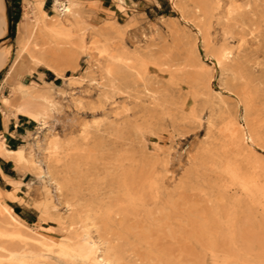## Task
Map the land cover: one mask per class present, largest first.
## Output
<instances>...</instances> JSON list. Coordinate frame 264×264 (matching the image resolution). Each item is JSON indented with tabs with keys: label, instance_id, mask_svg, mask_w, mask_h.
<instances>
[{
	"label": "rangeland",
	"instance_id": "1",
	"mask_svg": "<svg viewBox=\"0 0 264 264\" xmlns=\"http://www.w3.org/2000/svg\"><path fill=\"white\" fill-rule=\"evenodd\" d=\"M26 1L20 0L18 7L7 0L12 11L11 30L5 41L11 49L9 59L16 52L17 23L26 11ZM228 1L222 0L223 3ZM52 3L53 0L44 3V9L50 14ZM105 3L111 5L113 0H105ZM204 4L203 15L195 10L191 0H140V14L133 4H126L124 12H112L108 8L96 10L94 22L99 27L108 20L117 22L124 45L141 61L140 74L128 72L121 78L119 90L114 95L118 111L128 108L126 114L122 113L116 119L124 128L123 138L94 131L88 138L75 141L79 171L98 178L99 205L105 210L109 208L113 217L109 220L104 215L98 219L99 231L93 230V235L101 234L108 239L120 256V264H232L231 260H223V256H236L241 232L245 234L244 244L252 242L254 251L264 255L262 203L246 201L228 207L219 193L223 186L233 190L237 186L228 175L222 173L212 177L211 186L207 188L189 173L205 138L224 121L223 113L243 122V105L238 102L243 87H247L253 100L249 108L251 115L264 104V22L259 27L255 24L249 6L245 18L228 24L232 33L229 41L239 48L241 68L235 73L223 71L214 65L212 52L222 40V21L210 16L209 0ZM199 29L207 31L210 45L203 43ZM56 46L46 49L53 50L64 64L63 75L74 74L71 69L73 61L77 74L87 66L86 57L67 43ZM203 66L210 68L208 80ZM30 67L31 63L23 57L12 84L31 82L38 71L43 70L45 79L51 80L56 89L69 90L63 78L45 67L37 66L36 72L29 74ZM5 70L0 73V84ZM215 91L221 93L224 102L219 100ZM75 92L92 100L96 108L92 110L86 106L76 110L61 106L50 122L51 129L64 136L77 135L81 123L113 118L110 105L99 106L97 90L83 85L76 87ZM2 94L10 96V104L5 106L0 102V112L9 113L19 103L18 98L14 97L9 85L3 88ZM191 106L200 116L199 120L188 114ZM140 114L144 116L143 121H140ZM32 122L29 124L31 128L23 131V141L20 142L26 151L30 150L32 137L37 134L39 126ZM140 123L142 129H135L140 128ZM6 144L12 146L9 141ZM257 151L264 158V153ZM0 162L5 163L2 166L11 176L21 181L17 191L20 201L8 202L24 215L27 225L50 239L58 240L66 235L64 227L69 218L64 196L53 185L44 182L34 169H21L9 160L0 159ZM115 167L121 168L118 173H114ZM157 171L162 174L165 185L162 189L154 181V172ZM119 178L126 185L127 196L113 185ZM0 186L12 188L1 177ZM46 187L55 208H43ZM81 188L86 191V185ZM112 188L116 193L110 192ZM210 190L214 194L204 196V191ZM80 200L83 206L92 203L82 196ZM212 204L221 208L224 220L228 222L220 225L208 215L212 231L210 239L202 235L199 226H196L195 233L192 232L190 215L194 207L209 210ZM57 217L61 219L57 220ZM15 243L12 244L14 247Z\"/></svg>",
	"mask_w": 264,
	"mask_h": 264
},
{
	"label": "bare ground",
	"instance_id": "2",
	"mask_svg": "<svg viewBox=\"0 0 264 264\" xmlns=\"http://www.w3.org/2000/svg\"><path fill=\"white\" fill-rule=\"evenodd\" d=\"M191 1L195 10L203 15L206 0ZM209 1L210 16L222 21L221 43L212 49L214 65L223 71L230 70L235 73L241 68L238 60L239 48L229 41L232 33L228 24L245 18L250 12L255 16V24L261 26L264 22V2L248 0L243 4L236 0L226 3L222 0ZM26 2V11L17 23L16 52L9 59L11 49L9 45H5L9 35L6 18L8 2L0 0V73L6 69L0 84V102L9 106L10 96L3 95L2 91L5 86H11L12 94L18 98L19 103L9 113H4L6 120L9 116L24 114L39 126L37 134L32 137L33 144L29 151L21 144L7 145L0 136V158L15 162L21 169H34L44 182L49 186L53 185L65 198L69 222L64 227L67 234L58 240L47 238L28 226L25 217L8 202L20 201L17 191L20 190L21 181L0 168L1 178L12 186L11 189L0 186V264H120V256L108 239L101 234L93 235V230L99 231L98 219L104 215L109 220H113V217L109 214V208L105 210L99 205L101 195L98 178L86 176L79 171L80 163L75 158V151L78 149L75 141L77 138H88L94 131L106 132L115 138H123L125 134L124 128L116 119L122 113L126 114L128 108L118 111L114 95L119 90L121 78L128 72L140 74L141 61L124 45L117 22L108 20L107 24L99 27L94 18L98 8L124 12L126 2L113 0L111 5H103L100 0H53L51 14L44 9L45 0ZM246 7L251 11L247 12ZM199 32L202 34L203 43L210 45L207 31L199 29ZM72 38H75L74 41ZM62 42L86 57L87 66L79 74L76 73L73 61L71 69L74 74L63 75L64 64L55 56L53 50L46 49ZM194 50L196 51L195 47ZM23 57L31 63L29 74L36 72L37 66H43L63 78L69 90L56 89L51 80H43L39 73L31 82L17 81L13 85ZM203 70L208 80L210 68L204 67ZM83 85L97 90L99 106L110 105L113 118L86 121L80 124L77 135H61L50 127L51 120L61 106L76 110L86 106L92 110L96 108L92 100L76 94L75 88ZM215 92L219 100L224 102L221 93ZM238 102L243 105V122L223 113L224 121L221 126H215V130L212 129L205 138L189 173L195 179L199 178L200 183L207 188L211 186L212 177L226 174L232 183L237 184L234 190L228 186L219 188V193L228 207L257 200L264 208V158L257 151L264 153V104L251 115L249 108L253 100L247 87H243L238 95ZM188 111L191 117L200 119L192 106ZM140 118V121L144 120L141 114ZM141 126L143 125L140 123V128L137 126L135 129L141 130ZM120 169L115 167L114 173H118ZM154 175L158 187L164 188L162 174L157 171ZM82 185H86V191H83ZM113 185L117 187V191L119 187L123 195L127 196L122 178L116 179ZM110 192L116 193L114 188ZM45 194L43 208H55L47 187ZM209 194L211 197L213 190L204 191V196ZM80 196L92 203L83 206ZM208 215L220 225L228 221L224 220L223 211L216 204H212L209 210L205 207L192 209V232L195 233L196 226H199L202 235L211 239V220ZM60 219L57 217V220ZM232 235L234 236L233 233ZM238 239L241 244L237 246L236 256L225 255L223 260H231L232 264H264V255L254 251L253 243L244 244L246 239L243 232L238 234ZM14 243L15 247L12 245Z\"/></svg>",
	"mask_w": 264,
	"mask_h": 264
},
{
	"label": "crops",
	"instance_id": "3",
	"mask_svg": "<svg viewBox=\"0 0 264 264\" xmlns=\"http://www.w3.org/2000/svg\"><path fill=\"white\" fill-rule=\"evenodd\" d=\"M100 2L103 5H107L105 0H100ZM125 2L126 4L135 5V8H137L138 13L140 14V0H125ZM38 73L41 75L43 80H46L45 71H38ZM4 115L5 114L0 112V136L4 139L5 143L9 141L12 143V146L20 145V142L23 141V131H27V129L31 128L29 124L33 123V120L24 114L10 116L7 120H5ZM2 165H5V163L0 162V168L4 171V167ZM19 213L24 216L20 211Z\"/></svg>",
	"mask_w": 264,
	"mask_h": 264
},
{
	"label": "water",
	"instance_id": "4",
	"mask_svg": "<svg viewBox=\"0 0 264 264\" xmlns=\"http://www.w3.org/2000/svg\"><path fill=\"white\" fill-rule=\"evenodd\" d=\"M6 18H7V24H8V34L11 30V23H12V11L9 4L6 5Z\"/></svg>",
	"mask_w": 264,
	"mask_h": 264
},
{
	"label": "trees",
	"instance_id": "5",
	"mask_svg": "<svg viewBox=\"0 0 264 264\" xmlns=\"http://www.w3.org/2000/svg\"><path fill=\"white\" fill-rule=\"evenodd\" d=\"M11 2H12V4H14V5H16V6H18L19 7V1L20 0H10ZM16 21H17V19H16ZM4 171L7 173V174H10L11 175V173H9L8 171H6L5 169H4Z\"/></svg>",
	"mask_w": 264,
	"mask_h": 264
}]
</instances>
